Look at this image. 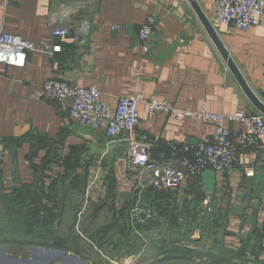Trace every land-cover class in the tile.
Segmentation results:
<instances>
[{
    "label": "crops",
    "instance_id": "crops-1",
    "mask_svg": "<svg viewBox=\"0 0 264 264\" xmlns=\"http://www.w3.org/2000/svg\"><path fill=\"white\" fill-rule=\"evenodd\" d=\"M60 2L78 9L76 25L89 22L84 43L72 35L52 37L49 18L54 4ZM197 2L264 102V15L258 25L241 31L215 21V0ZM148 15L156 17L157 25L145 50L139 44L138 29ZM0 32L36 45L25 67L0 68V138L7 146L0 158V214L14 208L10 213L14 221L23 215L50 220L43 226L29 225L26 239L21 230L13 229L20 237L14 241V250L25 251L28 257L15 258L9 244L0 249V264H115L109 254L113 249L106 252L115 245L108 240L105 251L95 243V235L100 232L113 238L116 223L124 227L117 229L119 241L129 247L132 237L139 238L137 252L141 253L135 261V251H124L116 264H264V248L256 240L264 224V135L259 149L242 153L241 164L227 174L204 172L206 193L192 188L184 196L186 224L169 225L167 221L178 220V214L162 212L150 227L137 233L125 213L137 192V175L128 167L125 141L72 118L70 99L52 101L42 94L43 83L56 77L98 88L113 108L120 97L141 93L167 100L177 111L258 112L189 0H0ZM44 42L59 43L62 50L45 51ZM138 111V129L156 142V154L171 141L196 144L211 140L215 133L214 124L197 117L150 115L145 103L138 104ZM226 125L242 127L241 123ZM248 166L256 168L255 174L245 173ZM77 186L83 187V196L77 197ZM63 189L74 190L75 203L78 198V204L95 208L91 214L78 210L74 228H67L65 213L56 210V203L63 201ZM205 195L214 205L212 212L201 208ZM152 197L166 201L163 205L179 203L176 196L157 197L154 192L146 200ZM19 203L29 205L26 213L17 211ZM86 218L90 224L79 227ZM101 219L106 227L96 228L95 222ZM68 234L75 236L73 247L65 240ZM50 236L63 239L49 243ZM183 239L195 241L204 252L182 248L178 244Z\"/></svg>",
    "mask_w": 264,
    "mask_h": 264
},
{
    "label": "built area",
    "instance_id": "built-area-1",
    "mask_svg": "<svg viewBox=\"0 0 264 264\" xmlns=\"http://www.w3.org/2000/svg\"><path fill=\"white\" fill-rule=\"evenodd\" d=\"M215 21L232 25L246 31L260 23L264 15V0H215ZM78 9L68 3L54 4L49 18L52 37L62 39L72 35L76 42L84 43L90 32L89 22L75 24ZM157 19L148 15L138 29L139 44L148 49V42L155 31ZM42 48L48 52H60L62 45L44 42ZM36 49L33 42L19 35L0 32V68L2 65L23 68L29 53ZM45 99L64 101L70 99L69 114L72 118L90 129H103L109 137H121L126 143L128 167L137 175V192L134 204L129 208L128 224L137 233L147 229L162 214V202L152 197L146 200L150 190L155 196H176L183 204L186 193L193 189L205 192L204 172L212 169L227 174L238 167L242 153L258 150L264 135V115L247 109L233 114L215 113L204 108L200 111H177L167 100L148 98L139 93L119 98L115 108L104 100L96 87H82L64 78H50L42 85ZM145 103L149 114L163 113L183 119L186 116L215 125L211 140H200L196 144L171 141L160 154L154 153L156 142L138 129L141 118L138 104ZM227 122L241 123V128L227 126ZM6 141L0 138V158L6 151ZM256 168L248 166L246 174L253 175ZM206 193V192H205ZM204 212H212L214 205L205 195L201 202ZM181 225L186 220L178 213ZM257 242L264 248V224L259 227ZM196 244V245H194ZM184 249H204L191 239L179 241Z\"/></svg>",
    "mask_w": 264,
    "mask_h": 264
},
{
    "label": "rangeland",
    "instance_id": "rangeland-1",
    "mask_svg": "<svg viewBox=\"0 0 264 264\" xmlns=\"http://www.w3.org/2000/svg\"><path fill=\"white\" fill-rule=\"evenodd\" d=\"M82 186H77L76 187V195H77V197L83 196L82 195L83 194V190H82L83 187ZM73 191L74 190H64V189L62 190L61 198H62L63 201H60V207H59V209H57V211H61L62 213H65L64 215H66V218H64V223L67 225V228L68 227L69 228H74V224H73L74 221H75V219H74L75 215L74 214L76 212H78V210L83 209L85 213H90V214L95 212V208L94 209L93 208H89L90 206L86 208L85 202L83 204H81V205L78 204L79 203L78 198H77V201L75 203V196H74V192ZM165 202H163V203H165ZM171 202H168L167 204H164V205L162 203V205H163L162 212H166V213H169V214H172V215L174 213H177V214L179 213L180 215H182V214H185V212L188 210L185 204L176 203V202L175 203L174 202L171 203ZM126 208H125V210H126ZM13 211H14V208L13 209H9L8 208V209H6L4 212H2L0 214V239H6L7 240V241H4V242L0 241V249H3V247L6 246V245L13 244V248L10 249L12 252H10V253H12L14 256H20V254H23V256L26 257V252L25 251H19L18 252L16 250H14V247L17 246V245H15V244H17V241H16L15 244H14V241L19 239L20 237L17 236L16 234L14 235V233H12L11 231L13 229H17V228H21V229H31V228L30 227H26L24 223H21V226L16 223L15 227H14V223H15L14 222V217H12L10 215V213H12ZM39 211L42 212L41 210H39ZM100 221L101 222H95V225H98V226H96V228L106 227V225H105L106 220L104 221V220L101 219ZM167 222H168L169 225H171V224H174L176 222L180 223L181 221L168 220ZM89 224L90 223H88V218H86L85 220L82 219L78 226L81 227V228L82 227L85 228ZM109 225H110V222H109ZM113 227L116 228L115 229V233L113 234V238H112V236H103V237H100V238H96V242L95 243L100 245L106 251V246H103V245L107 244L108 240H109V242H112L113 245H115V246H113L114 248H110L109 247V249L107 248L106 252L109 253L108 250L113 249V251H111L109 254L112 255V262L116 264V263H119L118 261L122 260L121 258L124 255L123 254L124 251L127 254H130L131 252L134 253V249L132 247H125L123 245V243H121L119 241V237H118V234H117L118 233L117 229L124 228L123 224L122 223L121 224L120 223H116V224L113 225ZM2 230H4L3 233H2ZM131 230L133 232H135L132 228H131ZM5 231H7V232H5ZM21 232L23 233V235L25 234L24 231H21ZM23 235H22V237H23ZM72 237H73V239L75 238L74 235H72ZM48 240H49V237H48ZM148 243L150 244V241H148ZM20 245H22V244L20 243ZM82 245H84V244L82 243ZM20 249H22V248H20ZM86 250H84L83 252L87 253ZM128 251H130V252H128ZM138 252H135L134 254H132L135 261L137 260L138 256H140V254H141V253H138ZM144 263H148V260L144 261Z\"/></svg>",
    "mask_w": 264,
    "mask_h": 264
},
{
    "label": "water",
    "instance_id": "water-1",
    "mask_svg": "<svg viewBox=\"0 0 264 264\" xmlns=\"http://www.w3.org/2000/svg\"><path fill=\"white\" fill-rule=\"evenodd\" d=\"M196 10L200 20L204 24L206 30L208 31L209 35L213 39L214 43L216 44L217 48L219 49L220 53L226 60L229 68L234 73L235 77L237 78L240 86L242 87L243 91L249 98V100L252 102V104L255 106V108L264 115V102L254 93V91L249 86L248 82L246 81L245 77L241 73L240 69L236 65L235 61L231 57L228 49L224 45L223 41L221 40L220 36L218 35L214 25L210 21V19L207 17V15L202 11L201 7L199 6V3L197 0H189Z\"/></svg>",
    "mask_w": 264,
    "mask_h": 264
},
{
    "label": "trees",
    "instance_id": "trees-1",
    "mask_svg": "<svg viewBox=\"0 0 264 264\" xmlns=\"http://www.w3.org/2000/svg\"><path fill=\"white\" fill-rule=\"evenodd\" d=\"M151 192H153L152 190H150L149 191V193H151ZM156 193L154 192V195H155ZM14 201V200H13ZM16 207H18V209H17V211H23V212H27L28 211V207H29V205L28 204H26V203H19L18 205H15ZM13 207H14V205H13ZM59 207H60V202H57L56 203V210L57 209H59ZM128 212H129V206L126 208V211H125V213L128 215ZM60 213L61 214H64V213H62L61 211H60ZM62 217V216H61ZM50 220L49 219H46V220H42V219H29V218H27V216L26 215H23V218L22 219H18V220H15L14 222V224H19L20 226H21V223H24L25 224V226L26 227H28L29 225H39V226H43V225H45V224H47V222H49ZM126 222V224H127V220L125 221ZM74 224V223H73ZM72 224V225H73ZM51 227H53L52 225H50ZM127 227H128V224H127ZM129 228V227H128ZM19 230L21 229V228H18ZM129 230H130V228H129ZM21 231H24L25 232V234L23 235V233L21 232ZM21 231H20V234L21 235H23V237H22V239H26V237L27 236H29V234H30V229H21ZM4 232V230H2V233ZM5 232H7V231H5ZM12 233H14V230H13V232ZM26 236V237H25ZM75 237V236H74ZM100 237H103L101 234H100V232H99V235H95V238H100ZM49 239H50V241H49V243H51L52 241H55V240H57V242H58V239H63V237H61V236H50L49 237ZM4 241H7L6 239H3ZM65 240L68 242V244H69V242L71 243V245H72V247H73V245L75 244V238L73 239V237H72V234H68V236H66L65 237ZM140 240H139V238H134V237H132V239H131V241L130 242H128V245H129V247H132L133 249H134V251L135 252H137L138 250H139V247H140V242H139ZM48 243V244H49ZM55 244H58V243H55ZM28 256L26 255V257L25 258H27ZM15 258H18L17 256H15Z\"/></svg>",
    "mask_w": 264,
    "mask_h": 264
}]
</instances>
